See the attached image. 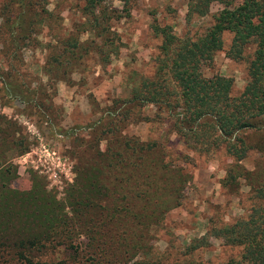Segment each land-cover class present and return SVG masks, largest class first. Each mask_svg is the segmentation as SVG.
Here are the masks:
<instances>
[{"label": "trees", "instance_id": "obj_1", "mask_svg": "<svg viewBox=\"0 0 264 264\" xmlns=\"http://www.w3.org/2000/svg\"><path fill=\"white\" fill-rule=\"evenodd\" d=\"M107 1L114 0H81L80 20L62 35L54 33L46 44L51 51L44 65L49 83L70 81L75 65L93 58L105 65L117 52L120 37L112 22L122 19L126 9ZM47 4L6 0L0 8L1 98L26 104L41 119H46L42 92L24 83L20 52L39 45L41 26H58L59 18ZM213 5L220 8L212 12ZM192 20V36L190 30L178 35L172 26L152 20L150 29L159 41L150 57L153 72L127 75L129 97L113 100L101 114L94 131L97 144L74 154L77 178L62 200L32 178L27 191L12 187L18 168L11 160L24 154L28 144L17 123L0 113V264H74L38 258L53 249L55 240L71 244L76 225L89 228L93 240L112 225L123 240L132 235L141 243L142 232L179 204L189 182L185 167L176 154L171 158L163 143L170 142V136L208 157L223 149L235 162L222 186L234 190L239 179L246 181L250 213L209 233L227 246L241 248L240 257L227 264H264V161L252 171L239 164L252 152L264 157V0H188L186 22ZM218 52L244 65L241 90H236L233 78L204 75V67L213 66ZM148 107L155 108L153 117L143 114ZM141 122L167 126L166 139L144 142L126 134ZM135 248L143 249L138 244Z\"/></svg>", "mask_w": 264, "mask_h": 264}, {"label": "rangeland", "instance_id": "obj_2", "mask_svg": "<svg viewBox=\"0 0 264 264\" xmlns=\"http://www.w3.org/2000/svg\"><path fill=\"white\" fill-rule=\"evenodd\" d=\"M5 1L0 0V8ZM47 3V9L59 18L58 26H41L39 45L20 52L23 60L20 66L26 76L24 83L35 92L41 90L39 96L46 107V119H41L26 104L7 103L1 98L2 93L0 113L17 123L28 144L24 154L11 160L18 168V178L12 187L27 191L31 188L32 178L41 182L47 194L62 200L77 178V156L74 154L79 156L82 150L97 144L94 131L101 114L113 100L129 97L127 75L136 72L149 76L153 72L150 57L156 52L159 41L151 32L152 20L172 26L178 35L190 30L191 36L195 32V20L190 24L186 22L188 0L107 1V5L126 9L122 19L112 22V30L120 37L117 52L105 65L96 58L75 65L69 75L70 81L49 83L44 65L51 51L46 44L52 41L54 33L62 35L80 20L77 12L82 2L47 0ZM219 8L213 5L211 11ZM229 42L227 35L225 47ZM203 72L206 77L218 73L233 78L237 91L245 84L244 65L229 61L224 52H218L213 66H205ZM154 111V107H148L143 114L153 117ZM166 129L167 126L158 122H141L131 125L126 134L144 142L164 141ZM169 138L170 142L163 143L171 158L177 155L176 160L185 167L189 182L181 192L179 204L165 212L156 226L142 232L141 243L132 240V235L123 240L119 228L115 231L112 225L93 240L89 228L76 225L71 244L62 239L55 240L53 249L38 259L74 264H227L238 259L241 248L225 245L209 231L248 216L252 201L247 182L239 179L234 190L222 186L226 170L235 163L223 149L208 157L193 153L173 136ZM104 145L101 142L100 148ZM185 156L189 159L185 160ZM263 161L264 157L252 152L239 164L244 170L252 171ZM66 212L72 216L68 208ZM136 244L143 249L135 248Z\"/></svg>", "mask_w": 264, "mask_h": 264}]
</instances>
